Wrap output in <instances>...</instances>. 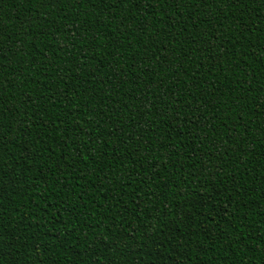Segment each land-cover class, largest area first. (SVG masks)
<instances>
[{
	"label": "trees",
	"instance_id": "1",
	"mask_svg": "<svg viewBox=\"0 0 264 264\" xmlns=\"http://www.w3.org/2000/svg\"><path fill=\"white\" fill-rule=\"evenodd\" d=\"M0 264H264V0H0Z\"/></svg>",
	"mask_w": 264,
	"mask_h": 264
}]
</instances>
